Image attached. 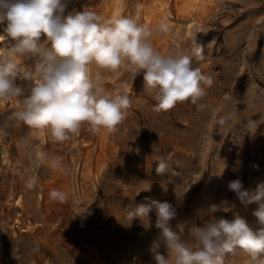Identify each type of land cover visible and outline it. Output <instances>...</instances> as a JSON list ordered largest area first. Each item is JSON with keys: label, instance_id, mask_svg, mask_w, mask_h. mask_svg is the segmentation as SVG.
Masks as SVG:
<instances>
[{"label": "rangeland", "instance_id": "1", "mask_svg": "<svg viewBox=\"0 0 264 264\" xmlns=\"http://www.w3.org/2000/svg\"><path fill=\"white\" fill-rule=\"evenodd\" d=\"M73 7L105 18L135 17L153 28L167 18L172 32L154 34L153 46L175 55L190 53L199 41L205 58L194 57L192 66L214 82L196 104L157 113L142 74L93 67L107 90L127 85L131 107L115 133L93 135L85 126L65 142L18 122V99L0 101V264H155L149 252L158 231L155 212L127 219L145 196L177 206L172 224L186 230L211 215L204 208L209 203H220L217 217L239 214L259 227L252 215L258 205H241L228 183L240 179L255 190L264 182V0H71L68 11ZM176 30L181 41L173 49ZM229 112H236L233 120L216 123ZM249 119L259 122L254 133L245 127ZM37 146L49 158L61 157L60 168L35 167ZM161 157L170 167L156 175ZM33 175L38 184L30 190L25 185ZM53 189L66 192L68 202L53 201ZM249 259L237 249L225 264Z\"/></svg>", "mask_w": 264, "mask_h": 264}, {"label": "clouds", "instance_id": "2", "mask_svg": "<svg viewBox=\"0 0 264 264\" xmlns=\"http://www.w3.org/2000/svg\"><path fill=\"white\" fill-rule=\"evenodd\" d=\"M70 3L0 0V45H6L0 48V101L19 100L14 112L18 122L41 134L47 132L57 142L79 136L85 126L93 135L118 131L132 104L127 85L107 90L101 72L93 74V67L112 73L126 68L136 76L142 74L143 88L154 93L153 111L157 113L169 111L177 103L196 104L205 96L206 87L212 86L213 78L192 66L194 57L205 58L202 43L194 39L190 53L175 55L162 54L153 46L154 34L172 32L167 18L153 28L135 17L105 18L96 11L74 7L68 11ZM235 116L236 112H229L216 123L224 126ZM258 126V120L245 122L250 133ZM61 162V157L49 158L39 146L34 150L35 167L58 169ZM169 167L168 160L161 157L156 175L166 174ZM37 184L38 177L33 175L25 186L31 190ZM228 189L244 207L258 205L252 215L259 227L254 229L239 214L231 220L217 217L220 203H209L204 208L211 215L186 230L182 223L172 224L178 217L177 206L150 196L136 203L127 219L142 220L155 212L158 231L149 249L155 264H225V257L237 249L247 253L248 264H264V182L255 190H246L235 179ZM49 196L59 203L69 199L57 189Z\"/></svg>", "mask_w": 264, "mask_h": 264}, {"label": "built area", "instance_id": "3", "mask_svg": "<svg viewBox=\"0 0 264 264\" xmlns=\"http://www.w3.org/2000/svg\"><path fill=\"white\" fill-rule=\"evenodd\" d=\"M180 41H181L180 32H177V31L174 32L172 35V40H171V47L173 49H176L177 47H179Z\"/></svg>", "mask_w": 264, "mask_h": 264}, {"label": "bare ground", "instance_id": "4", "mask_svg": "<svg viewBox=\"0 0 264 264\" xmlns=\"http://www.w3.org/2000/svg\"><path fill=\"white\" fill-rule=\"evenodd\" d=\"M188 26H189V28H190V30H191V28H192V23H190V24H188ZM177 32H179L178 30H176ZM175 31V32H176Z\"/></svg>", "mask_w": 264, "mask_h": 264}]
</instances>
